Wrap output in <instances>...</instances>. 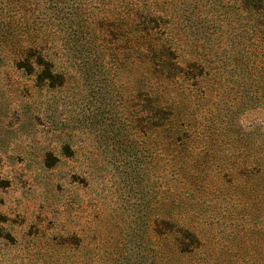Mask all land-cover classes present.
I'll return each instance as SVG.
<instances>
[{
  "label": "rangeland",
  "instance_id": "1",
  "mask_svg": "<svg viewBox=\"0 0 264 264\" xmlns=\"http://www.w3.org/2000/svg\"><path fill=\"white\" fill-rule=\"evenodd\" d=\"M127 1L0 0V264H171L166 220L193 264H264V0H146L196 65L171 84L132 55ZM159 99L188 143L147 120Z\"/></svg>",
  "mask_w": 264,
  "mask_h": 264
},
{
  "label": "trees",
  "instance_id": "2",
  "mask_svg": "<svg viewBox=\"0 0 264 264\" xmlns=\"http://www.w3.org/2000/svg\"><path fill=\"white\" fill-rule=\"evenodd\" d=\"M239 2L241 3V9L249 15L254 16L251 13L258 11L257 5L262 10V0H239ZM116 9H114V12H117L119 18L125 22L127 21L130 26L127 33L130 51L132 55H135V59L144 61L150 78L164 79V83L171 84L181 74L180 77L187 80L190 69L195 68L196 65L189 58L185 59V52L189 44L186 42V46H184L185 44L178 36L176 24L164 22L167 16L163 17L155 9L152 2L146 0H128L125 12H123L124 7L122 8V6L116 5ZM170 18L174 19V17ZM160 22L169 27L167 29L168 39L165 43L157 37ZM48 56L49 54L39 52V63H48ZM168 97H171V95L169 94ZM169 101L159 99L156 108L148 106L145 111L147 120L151 117L158 119L157 126L161 130L164 139L170 138L171 141H179L180 137L184 135L186 140L182 141L188 143L191 140V136L188 134H191V132L187 130L185 124L178 122L175 108H173L172 103L169 104ZM145 102L150 104V98L147 97ZM179 159L178 171L181 173L184 170H189L188 164L192 160L191 151L189 150L186 156H183V158L181 156ZM167 163H172V161L168 160ZM161 235L164 255L168 251L171 252V264H193L192 261L196 253L201 254L202 240L199 234L192 230L188 222H177L176 220L170 222L166 220L162 223ZM200 260L201 258H199Z\"/></svg>",
  "mask_w": 264,
  "mask_h": 264
}]
</instances>
